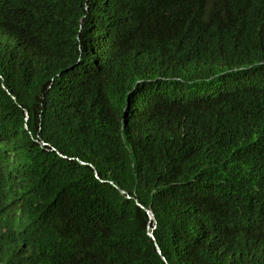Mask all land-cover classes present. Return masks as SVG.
Segmentation results:
<instances>
[{
  "label": "trees",
  "instance_id": "16d2710c",
  "mask_svg": "<svg viewBox=\"0 0 264 264\" xmlns=\"http://www.w3.org/2000/svg\"><path fill=\"white\" fill-rule=\"evenodd\" d=\"M149 231L264 264V0H0V264H165Z\"/></svg>",
  "mask_w": 264,
  "mask_h": 264
},
{
  "label": "water",
  "instance_id": "95a60500",
  "mask_svg": "<svg viewBox=\"0 0 264 264\" xmlns=\"http://www.w3.org/2000/svg\"><path fill=\"white\" fill-rule=\"evenodd\" d=\"M26 118L28 119V115L26 114ZM60 156H62L61 154H59ZM81 164H85L84 162H80ZM94 174H95V177L97 178V179H100L99 178V175H98V173H97V171L94 169ZM119 190V192L121 193V194H124L127 198H129V196H128V194L125 192V191H123V190H121V189H118ZM137 205L140 207V208H142L145 212H146V214L148 215V218H149V220L150 221H152V222H155V219H154V214H153V212L150 210V209H147V208H144L140 203H138L137 202ZM148 235L152 238V240L154 241V243H155V247H156V250H157V253L161 256V259L165 262V264H168L167 263V261H166V259L162 256V253H161V250H160V248L158 247V245L156 244V241H155V238H154V236H153V234H152V231H149L148 232Z\"/></svg>",
  "mask_w": 264,
  "mask_h": 264
}]
</instances>
